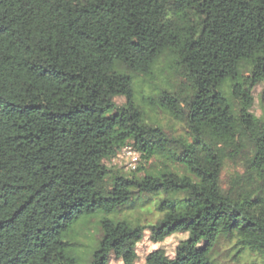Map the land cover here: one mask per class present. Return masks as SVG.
<instances>
[{
	"label": "trees",
	"instance_id": "obj_1",
	"mask_svg": "<svg viewBox=\"0 0 264 264\" xmlns=\"http://www.w3.org/2000/svg\"><path fill=\"white\" fill-rule=\"evenodd\" d=\"M161 59L180 83L149 99L186 136L148 123L136 101L134 83ZM260 83L264 105V0H0V264H77L61 236L74 217L159 192L176 197L158 201L148 239L187 236L143 264H214L221 237L264 264V115L250 111ZM125 145L139 153L130 172L143 158L163 166L112 171ZM142 228L104 218L89 264H136Z\"/></svg>",
	"mask_w": 264,
	"mask_h": 264
},
{
	"label": "rangeland",
	"instance_id": "obj_2",
	"mask_svg": "<svg viewBox=\"0 0 264 264\" xmlns=\"http://www.w3.org/2000/svg\"><path fill=\"white\" fill-rule=\"evenodd\" d=\"M179 83L180 79L170 68L168 61L161 59L156 64L151 78H138L133 88L136 101L143 110L144 117L148 123L159 126L168 134L186 136V126L157 108L156 102L149 99L156 92L154 90L168 87L169 85H178ZM262 85L260 83L252 90L253 104L250 109L251 113L260 119L264 115V105L261 102ZM114 100L117 105H122L125 102L124 97H116ZM125 163L126 160L123 159L120 151L105 162L107 167L114 172H125L129 175L133 173L137 176L155 172L163 166L162 161L157 157L143 158L142 162L138 165L139 170L137 172H130L134 169H126ZM171 170L180 175L185 173L184 167L180 164H173ZM242 170L241 160H226L220 175L221 187L226 189L235 174L241 173ZM110 175L111 173L107 174V179ZM164 197L173 198L176 196L165 195L162 192L157 194H141L134 197V204L130 208L119 207L110 213H105L98 209L94 212L74 217L68 224V227L61 233L62 240L67 243L68 253L74 257L77 264H89L102 235L101 221L104 218H108L112 221L125 220L131 225L143 226L142 239L138 244V260L136 264H143L145 254L160 247L165 250L167 255L172 256L178 242L186 238V232H176L161 243H155L148 239V226L154 224L159 218L160 212L157 210V203ZM211 259L214 264H263L254 253L237 252V249L233 246V242L223 237L219 238L215 244L211 253ZM109 264H122V262L113 257L110 259Z\"/></svg>",
	"mask_w": 264,
	"mask_h": 264
},
{
	"label": "built area",
	"instance_id": "obj_3",
	"mask_svg": "<svg viewBox=\"0 0 264 264\" xmlns=\"http://www.w3.org/2000/svg\"><path fill=\"white\" fill-rule=\"evenodd\" d=\"M121 156L126 160V169H134L139 161V153L130 145H125L120 150Z\"/></svg>",
	"mask_w": 264,
	"mask_h": 264
}]
</instances>
